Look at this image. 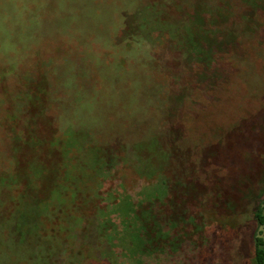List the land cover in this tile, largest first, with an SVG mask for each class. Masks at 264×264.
I'll use <instances>...</instances> for the list:
<instances>
[{"label": "rangeland", "instance_id": "rangeland-1", "mask_svg": "<svg viewBox=\"0 0 264 264\" xmlns=\"http://www.w3.org/2000/svg\"><path fill=\"white\" fill-rule=\"evenodd\" d=\"M83 134L75 206L17 215ZM0 194V264H257L264 0H0Z\"/></svg>", "mask_w": 264, "mask_h": 264}, {"label": "trees", "instance_id": "trees-1", "mask_svg": "<svg viewBox=\"0 0 264 264\" xmlns=\"http://www.w3.org/2000/svg\"><path fill=\"white\" fill-rule=\"evenodd\" d=\"M86 137H88V139H89V136L87 134L80 135L79 144L74 147V151H71V147L70 148L67 147L66 145H68V144L64 143L65 150L62 151V154H63V157L65 159V167H63V170L60 172L61 173V180L58 181V183L55 182L52 189H50V191L46 195L47 199H46L45 194L41 190L39 184H37V182L44 177V173L42 172L41 169L35 168L34 166L29 168L28 174L26 176V181L28 184L26 183V185H25L26 188L23 191V194L22 193L20 194L21 198H22V203L21 204L19 203L18 208L14 211L17 215L21 213V209L24 206L23 205L24 202H25V207H26L27 212H29V210H31V209L39 210L41 208L44 210V212H47L48 206H50V202L52 201L54 194H58L60 197H63L62 195L64 194L65 196H67L69 198V200L71 202H73V206H75V204L78 202L77 198H79L83 194L79 190V188H81V187H79L77 182L73 181V179H75V178H80V180H81V178L84 180L87 179V177L86 178L83 177V175H85L86 173L84 171H82V169L86 168V163L87 164L91 163V160L88 159V157L91 158L93 161L98 160L97 164L95 163V168H91V169H94L93 170L94 174H97V172H99V170L102 168V160L100 158V155L102 154V151H101L102 149H100V151H99L97 148H94L95 146L93 147V145H91L89 143L87 145H85L86 146V148H85L84 145L82 144V142H83V140L84 141L87 140ZM75 141H77V139H75ZM73 144H74V141H73ZM80 146L84 147L85 151H87V149H90L91 153L89 154V156L86 157L83 150H81V153L77 150V148ZM55 147H57V144L55 145ZM61 148H62V146H61ZM94 151H95V153H94ZM92 154H94V155L90 156ZM78 155L80 157H82V159H83V164L81 165L82 167L79 164L76 165L70 159L73 156H78ZM147 165H149V164H147ZM149 167H150V165H149ZM80 168H81V170H80ZM150 168H152V167H150ZM87 169H90V168H87ZM88 173L89 172H87V174ZM36 174H37V176H36ZM97 177H100V176L97 175ZM88 181H92V180H88ZM73 182H75V183H73ZM14 184H15V186L12 188V191L10 193H12L17 188V186L19 184L17 177H16ZM86 185L88 186V184H86ZM67 188H69L70 192L66 191ZM43 195L45 196L44 198H42ZM1 196L4 198L5 195H1ZM53 207H54V211H55L54 213L59 212V211L62 213L61 210L57 211L56 206L53 205ZM34 210H32V211H34ZM8 211L11 213L8 212L7 214L13 215L14 212H12L10 208ZM0 212H1V210H0ZM0 216L2 217V215H0ZM255 217H256L259 225L264 226V214H263V212L258 211L255 214ZM55 218H57V217H55ZM77 218L78 217L75 216L74 209L71 207L68 210V218L63 219V220L66 222V224L73 222V224L76 225L75 221H77ZM80 218L82 219L80 221L81 223L86 222L85 217H84V219H83V217H80ZM38 219L39 218L36 219V221H37L36 223H38ZM42 220H44V218ZM58 221L60 222V224ZM26 222L27 221H25L24 223L26 224ZM39 223H42V222H39ZM61 224H62V221L59 218H57L56 223L55 224L53 223L52 230H51V233L58 236L59 238H63V236H61V234H59V231H58V227ZM51 225H52V222H51ZM77 229H80V227H78ZM40 231L45 232L48 230L44 226V227H41ZM255 256H256L257 264H264V239L263 238L256 237V239H255Z\"/></svg>", "mask_w": 264, "mask_h": 264}]
</instances>
